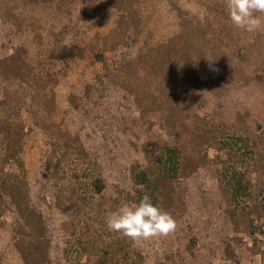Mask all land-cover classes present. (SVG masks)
<instances>
[{"label":"rangeland","instance_id":"obj_1","mask_svg":"<svg viewBox=\"0 0 264 264\" xmlns=\"http://www.w3.org/2000/svg\"><path fill=\"white\" fill-rule=\"evenodd\" d=\"M226 5L0 0V155L19 141L4 169L43 225L7 204L0 264H264V30L236 28ZM63 142L77 151L55 154ZM165 148L180 154L174 179L156 162ZM141 171L161 179L166 237L105 225L139 201Z\"/></svg>","mask_w":264,"mask_h":264},{"label":"clouds","instance_id":"obj_2","mask_svg":"<svg viewBox=\"0 0 264 264\" xmlns=\"http://www.w3.org/2000/svg\"><path fill=\"white\" fill-rule=\"evenodd\" d=\"M226 10L231 23L247 32L264 30V0H227ZM209 62V69L214 61ZM108 231L134 241L166 237L177 228L171 214L144 194L138 202L122 203L104 218Z\"/></svg>","mask_w":264,"mask_h":264},{"label":"trees","instance_id":"obj_3","mask_svg":"<svg viewBox=\"0 0 264 264\" xmlns=\"http://www.w3.org/2000/svg\"><path fill=\"white\" fill-rule=\"evenodd\" d=\"M14 146V150H11L9 155L4 159H2L0 155V218L6 210V205L10 203V205L12 204L17 210V217L19 221L24 222L25 225L27 224L29 229H31L33 232H36L37 230H41L43 228V225L41 221L37 222V219H35L36 221L30 220V213L27 212L29 208L23 203L25 194L22 189L23 185L21 179H19V175L7 172L4 169V164L19 165L21 163L19 154L15 152L17 147L19 148V146H21L19 141L14 142ZM56 146L57 149L55 150V154H59L58 152L61 151L63 156H65L71 149H73L75 152L77 151L76 145L73 146V144L65 145L63 142L57 143ZM47 156V162L49 164L53 163L52 154L49 153ZM179 158L180 154L178 152V149L176 148H165L160 152V154L156 157V162L159 164V166H161L160 171L162 172L163 178L174 179L177 177L179 172V167L177 166L178 161L180 160ZM58 165L57 167L53 165L55 168L54 172L57 175L59 174L57 171L59 168ZM241 181L242 178L236 181V183ZM160 183L161 179L151 177V175H149L146 171H141L140 173H138L135 177V184L138 187H141V189H139L138 191V200H140L144 194H149L152 197L153 202L159 205ZM88 187L91 188L92 192L96 195H100L104 190L103 181L99 178H95L92 181H89ZM235 187L236 186L234 185V191L236 192L237 188L235 189ZM14 231H16V229Z\"/></svg>","mask_w":264,"mask_h":264}]
</instances>
